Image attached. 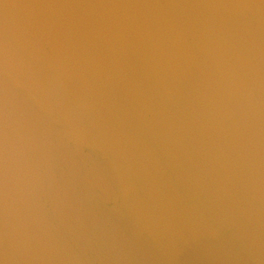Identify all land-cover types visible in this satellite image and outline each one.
Listing matches in <instances>:
<instances>
[{"label": "water", "instance_id": "water-1", "mask_svg": "<svg viewBox=\"0 0 264 264\" xmlns=\"http://www.w3.org/2000/svg\"><path fill=\"white\" fill-rule=\"evenodd\" d=\"M0 264H264V0H0Z\"/></svg>", "mask_w": 264, "mask_h": 264}]
</instances>
